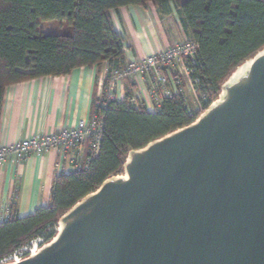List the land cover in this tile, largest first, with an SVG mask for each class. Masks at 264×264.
I'll list each match as a JSON object with an SVG mask.
<instances>
[{"label":"water","instance_id":"1","mask_svg":"<svg viewBox=\"0 0 264 264\" xmlns=\"http://www.w3.org/2000/svg\"><path fill=\"white\" fill-rule=\"evenodd\" d=\"M58 225L5 264H264V48L193 123L131 150Z\"/></svg>","mask_w":264,"mask_h":264},{"label":"trees","instance_id":"2","mask_svg":"<svg viewBox=\"0 0 264 264\" xmlns=\"http://www.w3.org/2000/svg\"><path fill=\"white\" fill-rule=\"evenodd\" d=\"M148 2L163 13L175 5L187 38L198 44L194 61L187 62L198 93L194 102L182 83L181 91L149 110L133 95L131 78L123 99L108 94L112 72L128 64L111 10ZM44 22H56L58 30L46 32ZM263 48L264 0H0V118L7 86L108 63L103 96L92 108L104 125L99 154L86 169L58 173L49 205L23 217L13 210L0 222V259L35 237L52 240L63 214L123 173L131 150L193 123L236 68Z\"/></svg>","mask_w":264,"mask_h":264},{"label":"crops","instance_id":"3","mask_svg":"<svg viewBox=\"0 0 264 264\" xmlns=\"http://www.w3.org/2000/svg\"><path fill=\"white\" fill-rule=\"evenodd\" d=\"M111 17L124 38L127 63L177 45L187 37L175 5L168 13L161 12L153 2L126 6L111 10ZM180 68L177 65L173 73L167 72L169 78L180 75ZM107 72L105 62L100 67L77 68L69 75L7 86L0 118V145L39 133H54L88 120L93 103L103 96ZM181 77L186 96L194 95L190 77L184 72ZM131 82L127 78L119 81L113 96L123 99ZM134 84L133 95L145 101L149 110H155L149 75H142ZM170 90L176 93L172 84ZM59 162L58 152L50 151L32 154L22 161L11 156L0 165V222L7 220L13 210L23 217L50 204Z\"/></svg>","mask_w":264,"mask_h":264},{"label":"built area","instance_id":"4","mask_svg":"<svg viewBox=\"0 0 264 264\" xmlns=\"http://www.w3.org/2000/svg\"><path fill=\"white\" fill-rule=\"evenodd\" d=\"M198 50V44L187 37L180 43L166 49L133 59L121 68L112 72L108 91L113 98L115 85L126 78L138 81L142 75H149V92L154 101V109L160 108L164 96L171 94V84L176 91H181L184 72L189 77L192 70L188 60L192 62ZM177 65H180V75L169 78L165 72L173 73ZM192 89L196 97L198 93L191 80ZM204 98L205 95H202ZM138 100L142 102L141 99ZM136 102L134 98L132 100ZM145 103V101H143ZM103 119L99 115H93L88 120H80L76 125L65 127L54 133H39L29 138L20 139L14 143L0 145V165L4 164L8 157H15L22 161L32 154H42L50 151L58 152L60 162L58 172L80 171L86 169L90 162L99 154L101 139L103 136ZM59 226L57 227L58 230ZM45 243L44 236H38L30 240L24 246L14 250L8 256L0 259V264L8 262H20L35 254Z\"/></svg>","mask_w":264,"mask_h":264},{"label":"rangeland","instance_id":"5","mask_svg":"<svg viewBox=\"0 0 264 264\" xmlns=\"http://www.w3.org/2000/svg\"><path fill=\"white\" fill-rule=\"evenodd\" d=\"M41 28L43 30H45L46 32H56L58 30V24L56 22H50V23L49 22H44V23L41 24ZM194 96H195V94L194 95H189V96H187V98L190 101L194 102V98H195Z\"/></svg>","mask_w":264,"mask_h":264}]
</instances>
